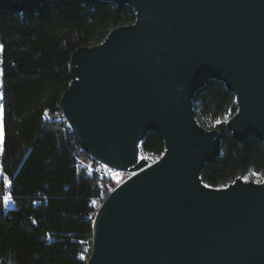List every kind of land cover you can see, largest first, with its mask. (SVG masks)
<instances>
[{"label":"water","instance_id":"water-1","mask_svg":"<svg viewBox=\"0 0 264 264\" xmlns=\"http://www.w3.org/2000/svg\"><path fill=\"white\" fill-rule=\"evenodd\" d=\"M49 1L0 0V10ZM104 1L131 6L135 20L72 53L61 107L82 149L132 174L98 207L86 264H264V178L204 184L220 133L192 106L196 90L223 82L237 106L232 137L264 143V0ZM151 131L164 151L148 162L139 142Z\"/></svg>","mask_w":264,"mask_h":264},{"label":"trees","instance_id":"trees-1","mask_svg":"<svg viewBox=\"0 0 264 264\" xmlns=\"http://www.w3.org/2000/svg\"><path fill=\"white\" fill-rule=\"evenodd\" d=\"M134 20L131 6L104 0H50L31 11L0 10V264L87 263L93 219L109 194L106 184L122 177L100 179L88 172L89 155L61 97L71 82L72 53ZM192 106L199 124L220 133L219 156L201 168V181L224 187L251 172L263 178L264 143L239 142L226 126L225 115L230 118L237 106L224 83L212 80L196 90ZM139 149L160 157L161 135L148 132ZM6 193L12 207L4 205Z\"/></svg>","mask_w":264,"mask_h":264},{"label":"built area","instance_id":"built-area-1","mask_svg":"<svg viewBox=\"0 0 264 264\" xmlns=\"http://www.w3.org/2000/svg\"><path fill=\"white\" fill-rule=\"evenodd\" d=\"M140 142H139V144H140ZM139 152H140V149H139ZM88 155H89V157H88L89 160L85 164L86 167H87V170H88L89 173H93V172L96 173L97 176L100 179H105L106 177H109V174H110L111 171H115V172H118L120 174L122 179L119 182H121L122 180L128 178L132 174V172H126V171L117 170V169H115V168H113V167H111V166H109L107 164H104V163L100 162L95 157H93L91 154H88ZM138 158H139V153H138ZM109 169H111V171H109ZM124 172L127 173L125 176L122 175ZM117 184H115L114 186H110V184H106L107 187L109 188V192L112 191L117 186Z\"/></svg>","mask_w":264,"mask_h":264},{"label":"rangeland","instance_id":"rangeland-1","mask_svg":"<svg viewBox=\"0 0 264 264\" xmlns=\"http://www.w3.org/2000/svg\"><path fill=\"white\" fill-rule=\"evenodd\" d=\"M207 129L208 128H210V126L209 125H206L205 126ZM2 137V130H1V128H0V138ZM142 157H145L147 160H148V162H153L154 160H156L155 159V157H151V156H148V155H144V154H142L141 152H139V158H142ZM254 172H251V173H249L248 175H246V176H244V177H242V179L244 180V181H254V182H260V181H262V179L264 178H262V176H260L259 174H257V173H254ZM0 178H2V176H1V174H0ZM3 180L5 181V185L6 186H8V182H7V180L5 179V178H3ZM5 195H8V196H10L9 195V193H6ZM4 195V196H5ZM93 204H96V206H98V202H95V203H93ZM4 205H5V207H12L13 206V201L12 202H10V201H8L7 203H5V201H4Z\"/></svg>","mask_w":264,"mask_h":264},{"label":"snow or ice","instance_id":"snow-or-ice-1","mask_svg":"<svg viewBox=\"0 0 264 264\" xmlns=\"http://www.w3.org/2000/svg\"><path fill=\"white\" fill-rule=\"evenodd\" d=\"M3 49H4V45L2 44V43H0V52H2L3 51ZM0 98H2V94H0ZM2 105H0V109H2ZM224 119L225 120H227V119H229V115H225V117H224ZM220 121H217V123H219ZM156 160H159L160 159V157L159 156H157L156 158H155ZM109 171H111V169H109ZM254 174V173H253ZM5 179H7V177H5ZM226 187V186H225ZM9 199H10V196H8V195H5L4 196V201H5V203H7L8 201H9ZM93 203H95V201H93Z\"/></svg>","mask_w":264,"mask_h":264}]
</instances>
